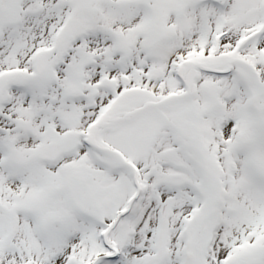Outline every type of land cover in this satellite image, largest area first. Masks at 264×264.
Here are the masks:
<instances>
[{
    "label": "snow or ice",
    "instance_id": "6c2138e0",
    "mask_svg": "<svg viewBox=\"0 0 264 264\" xmlns=\"http://www.w3.org/2000/svg\"><path fill=\"white\" fill-rule=\"evenodd\" d=\"M0 264H264V0H0Z\"/></svg>",
    "mask_w": 264,
    "mask_h": 264
}]
</instances>
